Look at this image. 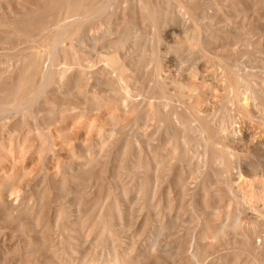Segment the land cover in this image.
<instances>
[{
  "label": "rangeland",
  "instance_id": "obj_1",
  "mask_svg": "<svg viewBox=\"0 0 264 264\" xmlns=\"http://www.w3.org/2000/svg\"><path fill=\"white\" fill-rule=\"evenodd\" d=\"M141 1L146 3V10L141 9L137 0H0V85L4 84L3 88H6L12 83L8 90L0 86V91L22 87L25 93L26 84L30 87H27L28 92L32 94L41 86L45 88L42 87L45 92L34 102L36 104L28 105L20 113L10 110L3 114L4 107L13 100L0 92V264H106V261L109 264L114 257L111 256L113 248L118 250L123 259L122 252H126L124 256L127 254L126 260L119 258V264H198L199 261L201 264H223L222 258L234 248L236 251L240 249L239 241L234 247L231 237L213 245L211 240L200 243L202 240L199 239H203L210 229L212 232V226L215 225V216L212 214L229 209L234 211V207L229 208L228 202L222 200L220 190L214 185L200 188V177L194 165L187 166L191 162V155L195 153L194 144L189 142L191 155L185 159V163H181L182 157H170L165 159L170 160V164L165 163L164 169L157 172L154 159L180 152L179 147L175 153L174 145L181 146L183 143L179 133L169 124L171 118L162 112L158 114L154 103L161 102L164 95L171 97L177 88L173 77L180 70L179 73L187 75L196 69L199 79L205 77L211 83L216 75L218 82L215 84L219 86L216 89L221 97L225 95V87L228 88L235 81V77L228 73L227 64L222 63L238 60L242 64V72L252 76L249 81L256 75L259 78L264 76V0ZM78 9L82 11L83 22L74 24L75 32L70 40L64 41V46L61 45L63 48L59 47L56 53L53 52L54 55H48L53 50V47L50 49L52 39L49 29L67 17L70 18L68 20L79 17L77 14L81 13H78ZM146 15L152 16V19ZM108 18H111L110 26ZM54 19L59 20L56 22ZM204 19L209 22H201ZM184 20H190V25ZM173 21L177 24L174 25ZM163 22L168 25L167 29L163 27ZM155 24H159V33L172 30L178 39H184L189 31L198 33L206 57L203 59L195 55L187 58L182 53V56H167L164 49H153L157 45L153 43L157 38ZM186 26H189L188 29ZM108 30L112 32L111 35H115L112 38L110 36V41ZM242 32L245 33L243 36ZM116 40H121L124 47L119 44L115 46L119 47L115 50L124 63L120 62L118 66L122 65L127 70L124 76L128 91L133 93V98L141 99H138L140 111L136 109L135 112L130 108L121 114L115 109L120 94L112 92L114 80L107 75L108 68L104 72V65L114 53L110 49L112 47L114 50L115 44L111 47L108 45ZM147 40L153 41L149 43ZM251 41L256 46L253 43L250 49ZM151 49L154 50L153 55ZM155 52L157 55V52L166 54L164 58L170 62L169 75L161 71L158 61L163 59L161 53L156 63L153 61ZM77 64L82 67H76ZM43 68H50L48 71L52 72L48 73L51 77L50 81L47 77V83H42L40 79ZM64 70L68 75H59ZM224 72L228 79L223 75ZM153 74L157 76L154 75L157 79L155 83H152ZM24 77L27 82L23 81L26 80ZM231 78L234 80L231 81ZM229 79L232 84L227 81ZM17 82L22 86H15ZM218 113L221 118L223 112ZM156 129H160L159 132ZM253 130L259 135V129ZM162 131L167 132L164 135ZM143 134L147 135V139H142ZM259 136L263 137V134ZM147 140L149 144H146ZM237 149L240 155L261 160L257 155L252 157L254 153L247 152L245 148ZM144 165L148 166L143 168ZM208 172L211 176L206 175L212 178L214 172L211 169ZM159 173L162 184L157 188L154 179ZM204 174L205 171L202 177ZM244 176L249 179L255 177L253 174ZM256 177L263 178L264 174L259 173ZM193 236H200V242L196 241L199 242V259L194 261L188 260L186 256ZM170 246L173 248L170 249ZM238 252L243 260H247V254Z\"/></svg>",
  "mask_w": 264,
  "mask_h": 264
},
{
  "label": "bare ground",
  "instance_id": "obj_2",
  "mask_svg": "<svg viewBox=\"0 0 264 264\" xmlns=\"http://www.w3.org/2000/svg\"><path fill=\"white\" fill-rule=\"evenodd\" d=\"M139 2V5L141 6V9H145V4L143 1L141 0H137ZM147 0H145L146 2ZM151 1V0H150ZM149 1V2H150ZM74 2V1H73ZM78 2V1H77ZM82 3V2H81ZM211 3V2H210ZM83 4V3H82ZM90 4V3H89ZM48 5V4H47ZM68 5V4H67ZM70 5V4H69ZM85 5V4H84ZM83 5V7H84ZM103 5V4H102ZM76 7V5H74ZM112 6V4H111ZM116 6V5H115ZM139 6V7H140ZM216 6V5H215ZM46 7V4H45ZM48 7V6H47ZM95 7V6H94ZM106 7V6H105ZM108 7V11H109V6ZM138 7V8H139ZM71 8V7H70ZM85 8V7H84ZM111 8V7H110ZM113 8V6H112ZM179 8V7H178ZM184 8V7H183ZM45 9V8H43ZM48 9V8H47ZM46 9V10H47ZM72 9V8H71ZM87 9V7L85 8ZM94 9H97L96 7ZM158 9V8H157ZM81 10V9H80ZM162 10V9H161ZM79 11V9H78ZM77 11V12H78ZM87 11V10H86ZM91 11V10H90ZM82 12V11H81ZM80 11L78 13H81ZM84 12V11H83ZM93 12V10H92ZM141 12H143L141 10ZM140 12V13H141ZM147 12V11H146ZM148 12H150L148 10ZM185 12V10L183 11ZM187 12V11H186ZM36 13V12H35ZM89 13V12H88ZM110 13V12H109ZM153 13V12H152ZM151 13V14H152ZM155 13V12H154ZM153 13V14H154ZM30 14V13H29ZM76 14V13H74ZM87 14V13H86ZM91 14V13H90ZM118 14V13H117ZM148 14V13H147ZM150 14V13H149ZM152 14V15H153ZM156 14V13H155ZM161 14V13H160ZM159 14V15H160ZM185 14V13H184ZM48 15V14H47ZM79 17L77 18H71L72 20H68L70 18L67 17V19H64V21L60 20L61 22H58V20L55 21L58 23H55L54 21V25L51 28V30L49 29L48 34L51 36L52 39V46L50 49L53 50L48 55H50L51 53L55 52L58 50L57 48H63V43L65 40L69 39L73 34V26L74 24H76V22L81 23L83 22L82 20L84 19V17L81 15L77 14ZM84 15V14H83ZM99 15V14H98ZM67 16V15H66ZM85 16V15H84ZM148 16V18L152 16L146 15ZM156 16V15H155ZM188 16V15H187ZM70 17V16H69ZM87 17V16H86ZM92 17V16H91ZM95 17V16H94ZM110 17V16H109ZM142 17V16H141ZM145 17V16H143ZM158 17V14H157ZM165 17V16H164ZM90 18V17H89ZM96 18V17H95ZM187 18V17H186ZM200 18V17H199ZM207 18V17H206ZM205 18V19H206ZM52 19V18H51ZM111 18H108V25L110 22ZM183 19V18H182ZM203 20L201 22H205L207 23L208 20ZM91 20V19H90ZM97 20V19H96ZM150 20V19H149ZM157 20V19H156ZM155 20V21H156ZM167 20V19H166ZM86 21V20H85ZM147 21V20H145ZM154 21V20H153ZM152 21V22H153ZM168 21V20H167ZM178 21V18L177 20ZM176 21H173L174 25L177 24ZM157 22V21H156ZM166 23V21H164ZM163 22V23H164ZM170 22V21H169ZM172 22V21H171ZM184 22L186 24L191 23L190 20H184ZM183 22V23H184ZM196 22V21H195ZM200 22V21H199ZM197 22V23H199ZM209 22V21H208ZM89 23V22H87ZM96 23V22H95ZM106 23V22H105ZM155 22H153L154 24ZM163 25V27L165 26L166 29L168 28V25L165 24ZM168 23V22H167ZM245 23V22H244ZM37 24V23H36ZM53 24V23H52ZM86 24V23H85ZM90 24V23H89ZM113 25V23H111ZM152 24V25H153ZM169 24V23H168ZM179 24V21H178ZM204 24V23H203ZM212 24V23H211ZM23 25V24H22ZM40 25V24H39ZM77 25V24H76ZM75 25V26H76ZM81 25V24H80ZM93 25V23L91 24V26ZM159 25V24H158ZM158 25H154L155 27L157 26V28L154 27L155 29V38L154 40L157 42H153V43H157L156 46H153L157 48L158 51H162V49H164V51L166 52L167 56L169 54H186L187 58L189 56V58L197 55L200 58H203L204 56L206 57V55H204V51H202V48L204 47L202 44V39L200 40V38H198V33L194 34L193 32H188V34L185 36L184 39H178L176 36V33L174 31H163L161 33L158 32V30L160 28H158ZM167 25V26H166ZM190 25V24H188ZM52 26V25H51ZM90 26V25H89ZM88 26V27H89ZM96 26V25H95ZM110 26V25H109ZM171 26V25H170ZM209 26V25H208ZM245 26V25H244ZM243 26V27H244ZM98 27V26H97ZM160 27V26H159ZM187 27V26H186ZM189 27V26H188ZM187 27V29H188ZM226 27V26H225ZM79 28V27H78ZM92 28V27H91ZM110 28V27H109ZM112 28V27H111ZM248 28V27H247ZM28 29V27H27ZM98 29V28H97ZM102 29V28H101ZM200 29V28H199ZM47 30V29H44ZM76 30V27H75ZM84 30V29H83ZM86 30V29H85ZM91 30V29H90ZM118 30V29H117ZM233 30V29H232ZM48 31V30H47ZM46 31V32H47ZM93 31V28H92ZM114 31V29H113ZM161 31V29H160ZM198 31V30H197ZM237 31V30H236ZM250 31V30H249ZM258 31V30H257ZM263 31V30H262ZM85 32V31H84ZM98 32V31H97ZM116 32V30H115ZM77 33V32H76ZM86 33V32H85ZM112 33V32H111ZM110 31L108 30V40L110 41V36L112 38V36H115L114 34L111 35ZM114 33V32H113ZM117 33V32H116ZM115 33V34H116ZM125 33V32H124ZM152 33V32H151ZM150 33V34H151ZM243 33V32H242ZM253 33V32H252ZM80 34V33H79ZM118 34V33H117ZM131 34V33H130ZM200 34V33H199ZM220 34V33H219ZM239 34V33H238ZM245 33L242 34V36ZM47 35V33L45 34ZM89 35V34H86ZM122 35V34H121ZM135 35V34H134ZM152 36L154 35L153 33L151 34ZM197 35V36H196ZM225 35V34H224ZM48 36V35H47ZM81 36V35H79ZM83 36V34H82ZM125 35L123 34V37ZM215 36V35H214ZM75 37V36H74ZM122 37V36H121ZM248 37V36H247ZM50 38V37H49ZM87 38V37H86ZM151 38V37H149ZM148 38V39H149ZM202 38V37H201ZM227 38V37H226ZM233 38V37H232ZM231 38V39H232ZM235 38V36H234ZM91 39V38H90ZM120 39V38H119ZM123 39V38H122ZM121 39V40H122ZM127 39V38H126ZM254 39V38H253ZM70 40V39H69ZM74 40V39H73ZM92 40V39H91ZM114 40V39H111ZM121 40H116L112 41L109 43L108 46L111 47V45L114 47L121 45L120 41ZM125 39H123L124 41ZM228 40V39H227ZM252 40V39H251ZM260 40V39H259ZM51 42V40H49ZM48 41V42H49ZM87 41V40H86ZM128 41V40H126ZM148 41V40H147ZM151 41V40H150ZM150 41H148L149 43H151ZM241 41V40H240ZM258 41V40H257ZM68 42V41H67ZM80 42V41H79ZM114 42V43H113ZM152 43V45H153ZM254 42L251 41V46L249 45L250 49L253 48V44ZM215 44V43H214ZM255 44V43H254ZM63 45V46H61ZM151 45V48H152ZM247 45V44H246ZM259 45V44H258ZM50 46V45H49ZM66 46V45H65ZM77 46V45H76ZM81 46V45H80ZM90 46V45H89ZM122 46V45H121ZM147 46V45H146ZM256 46V44H255ZM123 47V46H122ZM121 47V49H122ZM243 47V46H242ZM248 47V48H249ZM77 48V47H76ZM79 48V46H78ZM117 47L114 48V50L111 47V51H114V53L117 52L118 55V51H116ZM124 48V47H123ZM241 48V47H240ZM258 48V47H257ZM49 49V48H48ZM48 49H45V51H47ZM68 49V48H67ZM109 49V47H108ZM116 49V50H115ZM120 49V50H121ZM39 50V49H37ZM41 50V48H40ZM78 50V49H77ZM81 50V49H79ZM86 49H84L83 51H85ZM152 50V49H151ZM150 50V51H151ZM245 50V49H244ZM82 51V50H81ZM87 51V50H86ZM110 51V52H111ZM122 51V50H121ZM153 52L151 53L153 55L154 50H152ZM44 52V51H42ZM109 52V53H110ZM164 52V53H165ZM256 52V51H255ZM33 53V52H31ZM35 53V52H34ZM47 53V52H46ZM78 53V52H77ZM112 58L108 57V63H105L104 67L106 71V68H108V74L109 76H112L113 78V82H114V86H112L111 90L113 93H115V91L120 94L119 99L117 100L116 104H115V109L117 111H119L121 114L126 113L130 110V108H132L135 112L137 111L136 109L139 110L140 107V100L133 98L132 94L129 93L128 91V83H126L125 81V76H124V72H126V68H123L122 65L118 66V64L121 62L123 63L121 60V57L114 55ZM158 55L161 52H157ZM241 53V52H240ZM40 54V53H39ZM58 54V53H57ZM161 53V55L163 56L160 61V59L158 60V55L155 54L156 56H153L152 60L156 63V58L157 60L160 62V68L161 71H166L167 75L170 74V62H168L167 60H165L164 55ZM181 54V56H182ZM246 54V53H245ZM252 54V53H250ZM47 55V54H46ZM54 55V53L52 54ZM51 55V56H52ZM82 55V54H81ZM161 55H159L161 57ZM228 55V54H227ZM241 55V54H240ZM42 56V55H41ZM45 56V54H44ZM89 56V55H87ZM50 57V56H49ZM84 57V56H83ZM114 57V58H113ZM236 57V55H235ZM33 58V57H32ZM31 58V61L33 60ZM120 58V59H118ZM186 58V57H185ZM186 58V59H187ZM249 58V57H248ZM259 58V57H258ZM50 58H48L49 60ZM123 59V58H122ZM125 59V58H124ZM204 59V58H203ZM225 59V58H224ZM224 59H222V62L224 61ZM233 59V58H232ZM238 59V58H237ZM80 60V59H79ZM199 60V59H198ZM221 60V58H220ZM228 60V59H227ZM225 60V61H227ZM230 60V59H229ZM246 60V59H245ZM249 60V59H248ZM264 60V59H263ZM22 61V60H21ZM28 61V60H27ZM151 61V60H150ZM152 61V62H153ZM187 61V60H186ZM209 61V60H208ZM19 62V60H18ZM107 62V61H106ZM153 62V63H154ZM199 62V61H198ZM17 63V62H16ZM27 63V62H26ZM26 63H24V65H26ZM32 63V62H31ZM81 63V61H80ZM174 63V62H173ZM244 63V62H243ZM88 64V63H87ZM91 64V63H90ZM124 64V63H123ZM223 64H227V70L228 73L230 72L231 75H233L232 77H235V81L233 78H231V81L233 82L230 83V79L227 80L230 84L229 87H225L226 89V93L224 92V96H220L219 90H217V86L215 83L218 82V80L216 79L217 76L215 75L213 77V75L211 76L214 78V80H212V83L209 82L210 79L208 80L207 78H198V70H191L187 75H182L181 73H179L180 71H178V73H176V77H173V82L177 85V88L174 90V92L172 93L171 97H167V96H163L162 101L159 103H154V105L157 106V113L159 114L160 112L167 114L168 118H171V122H169V124H172V128L177 131L179 133V135L181 136V141H182V145L178 146L177 144L174 145V151L175 153L177 152V149L179 148L180 152H177L176 154H167V157L164 156L161 159L159 158H155L154 159V165L157 169V172H161V169L164 167V164L167 162H169L170 160L165 161V159L168 158H172L175 159L177 156L178 157H182L183 161L181 163H185V159H187L188 157L190 158V148H189V142L192 143V145L194 144V151L195 153L191 155V162L189 159V163H187V166L190 167V165H194L195 170L197 172V176H199V185L200 188H204V186L207 185H214V187H217L220 191V195L222 197L223 201L228 202L229 208L230 207H234V211L232 210H223V212L221 211V213H213L212 216H215V225L212 226V232L211 229L209 232H203L204 237L203 239L200 238L199 241L198 238L200 237H194V239L192 240V243L190 244V248L189 250L186 252V256L188 257V260L191 259L192 261L199 259L198 258V251L197 248L199 249V245H197L199 242L202 243L205 240H211L210 242L213 244H216L215 242H223L224 240L226 241V239H228V237L232 240H234V247H236V242H238L239 248L237 249L238 251H241L245 254H247V260H243L242 255L235 250H234L228 255L225 256L224 258L221 259V263L223 264H264V177H256L258 176V174H264V76H261L260 78L258 77V75H256L258 77V80L253 77V80L249 81V79H252V76H249L248 73H244L241 70L242 64L239 63L238 60L235 59V61L230 60L229 62H225L222 63ZM250 64V63H249ZM23 65V64H22ZM31 65V64H30ZM37 65V64H36ZM92 65V64H91ZM158 65V64H157ZM208 65V64H207ZM218 65V64H217ZM244 65V64H243ZM17 66L19 67L18 63ZM29 66V64L27 65ZM47 66V65H46ZM44 66V67H46ZM195 66V64H194ZM25 67V66H24ZM53 67V66H51ZM50 67V68H51ZM78 67V64L77 66ZM79 67H82L81 65ZM78 67V68H79ZM85 67V66H84ZM88 67V65H87ZM93 67V66H92ZM125 67V66H124ZM157 67V66H156ZM176 67V66H175ZM178 67V66H177ZM196 67V66H195ZM218 67H221V65H219ZM20 68V67H19ZM38 68V67H37ZM42 68V67H41ZM49 68V69H50ZM159 68V70H160ZM180 68V67H179ZM193 68V67H192ZM213 68V67H212ZM251 68V67H250ZM262 68V67H261ZM17 69V68H16ZM25 69V68H23ZM27 69V68H26ZM25 69V70H26ZM49 69L47 68H43L42 71H40L41 69H39L38 71L41 72V82L43 83V81L45 83H47V77L49 76L48 73H50V71H48ZM83 69V68H82ZM93 69H96L93 67ZM177 69V68H176ZM203 69V68H202ZM223 69V68H222ZM11 70V69H9ZM18 70V69H17ZM53 70V69H52ZM51 70V71H52ZM85 70V69H84ZM92 70V69H90ZM89 70V71H90ZM126 70V71H125ZM226 70V69H225ZM15 71V70H14ZM79 71V70H77ZM94 71V70H93ZM156 70H154L155 72ZM186 71V70H185ZM209 71V70H208ZM246 71V70H245ZM257 71V70H256ZM263 71V70H262ZM18 72V71H16ZM27 72V71H26ZM57 72V71H56ZM59 72V71H58ZM61 72V71H60ZM59 72V75H65L66 71L64 70L61 74ZM67 72H70L67 71ZM81 72V70H80ZM88 72V69L87 71ZM92 71H90L91 73ZM100 72V71H99ZM103 72V71H102ZM254 72V71H253ZM12 73V72H11ZM11 73L9 75H11ZM23 73V72H22ZM28 73V72H27ZM39 73V72H37ZM52 73V72H51ZM50 73V74H51ZM55 73V72H54ZM72 73V72H71ZM70 73V74H71ZM101 73V72H100ZM99 73V75H100ZM157 73V72H156ZM183 73V72H182ZM218 73V72H217ZM19 74V73H18ZM56 74V73H55ZM58 74V73H57ZM89 74V73H88ZM105 74V73H104ZM126 74V73H125ZM221 74V73H220ZM253 74V73H252ZM26 75V74H25ZM32 75V74H31ZM68 75V74H66ZM65 75V76H66ZM90 75V74H89ZM97 75V74H96ZM103 75V73L101 74ZM156 76V74H153ZM206 75V74H205ZM204 75V76H205ZM225 75V72L224 74ZM222 75V76H223ZM15 78V75H12ZM11 76L12 79H14ZM18 75H16L17 77ZM24 76V75H23ZM54 76V75H53ZM91 76V75H90ZM106 76V75H105ZM127 76V75H126ZM221 76V77H222ZM254 76V74H253ZM27 78V76H25ZM24 77V79H26ZM50 77L49 76V81H50ZM58 77V76H57ZM157 77V76H156ZM160 76H158L159 79ZM208 77V76H207ZM219 77V76H218ZM225 77L228 79L227 74L225 75ZM231 76H229L230 78ZM249 77V78H248ZM10 78V77H8ZM56 78V77H54ZM60 78V77H59ZM58 78V79H59ZM92 78V77H91ZM162 78V77H161ZM255 78V79H254ZM17 79V78H16ZM20 79V78H19ZM52 79V78H51ZM57 79V78H56ZM63 79V78H62ZM90 80V78H88ZM104 79V78H103ZM109 79V78H108ZM128 79V78H127ZM126 79V80H127ZM169 79V76H168ZM220 79V78H219ZM60 80V79H59ZM58 80V81H59ZM157 79H153V81ZM160 80V79H159ZM223 80V79H222ZM12 81V80H11ZM27 82L26 80H23ZM53 81V80H51ZM57 81V82H58ZM214 81V82H213ZM217 81V82H216ZM221 81V80H220ZM225 81V80H224ZM7 82V81H6ZM5 82V84H6ZM56 82V81H55ZM60 82V81H59ZM104 82V81H103ZM159 82V81H158ZM235 82V83H234ZM14 83V82H13ZM22 83V82H21ZM33 83V82H32ZM53 83V82H52ZM63 82L60 83V85ZM152 83H155L152 82ZM157 83V82H156ZM161 84H163L160 81ZM222 83V81L220 82ZM10 84V83H9ZM12 84V83H11ZM10 84V86H11ZM31 84V83H30ZM29 84V85H30ZM35 84V83H34ZM49 84V83H48ZM160 84V85H161ZM219 84V83H218ZM226 84V83H225ZM224 84V85H225ZM19 85L22 86V84H15V86ZM32 85V84H31ZM39 85V84H38ZM59 85V86H60ZM158 85V84H157ZM2 88L4 86L0 85ZM8 86V85H7ZM10 86L9 89H10ZM27 87L28 84H26ZM33 86V85H32ZM47 86V85H46ZM49 86V85H48ZM159 86V85H158ZM226 86V85H225ZM8 87L7 90H8ZM25 87V84L24 86ZM26 88L27 92H23V88L21 87L20 89H22V91L20 89H12L9 91H0L3 92V94L8 97V99L10 98L11 100H13V102L11 101V103L9 102V106L4 107L6 109L2 110L3 114L4 112L7 114L8 112H10V110H16L20 112H22L25 107L27 108L28 105L30 104H36L34 103L36 100L40 99L41 94H43L42 91L44 88V86H41L40 89H38L37 91L33 92H28ZM39 87V86H38ZM37 87V88H38ZM43 87V89H42ZM57 87V86H56ZM109 87V86H108ZM157 87V86H155ZM219 87V86H218ZM5 87L3 89H6ZM30 88V87H29ZM161 88L162 85H161ZM47 89V88H46ZM160 89V88H159ZM219 89V88H218ZM33 90V89H32ZM31 90V91H32ZM155 90V89H153ZM157 90V88H156ZM222 90V89H220ZM60 91V90H59ZM150 91V90H149ZM224 91V90H223ZM153 92V91H151ZM221 92V91H220ZM32 95H29V94ZM112 93V94H113ZM155 93V91H154ZM163 93V92H162ZM219 93V95H218ZM111 94V93H110ZM118 94L117 98H118ZM137 95V94H136ZM153 95V94H151ZM167 95V94H166ZM222 95V94H221ZM153 97V96H152ZM110 98V97H109ZM116 98V97H115ZM6 99V98H4ZM7 100V99H6ZM152 100V99H151ZM9 101V100H8ZM114 101V100H112ZM149 101V100H148ZM154 101V100H153ZM152 101V102H153ZM2 102V100H1ZM143 102V101H142ZM39 103V102H38ZM1 104V103H0ZM32 104V105H33ZM143 104V103H142ZM150 104V102H149ZM2 105V104H1ZM113 105V103L111 104ZM4 106V105H3ZM31 106V105H30ZM34 106V105H33ZM152 106V105H151ZM143 107V106H142ZM141 107V108H142ZM30 108V107H29ZM153 108V107H152ZM3 109V108H2ZM23 109V110H22ZM154 109V108H153ZM22 110V111H21ZM27 110V109H26ZM1 111V112H2ZM114 111V110H113ZM140 111V110H139ZM143 111V108L141 110V112ZM222 111L223 114L221 116V118H219L221 114H219L218 112ZM153 112H155L153 110ZM144 113H147L144 111ZM143 113V114H144ZM152 113V111L150 112ZM218 113V114H217ZM154 114H152V116L154 117ZM161 114V113H160ZM147 115V119H148ZM151 116V115H150ZM166 116V117H167ZM8 117V116H7ZM118 117V116H117ZM165 117V116H164ZM155 118V117H154ZM155 120V119H154ZM158 120V118H157ZM161 120V118H160ZM165 119H163L164 121ZM167 120V118H166ZM151 122V121H150ZM165 123V122H164ZM166 124V123H165ZM154 125V124H153ZM152 125V126H153ZM158 125V124H157ZM162 125V124H161ZM159 125L161 128H163V126ZM145 127V126H143ZM259 129L260 131L258 132L259 135L263 134L262 136H259L258 134H256L254 132L253 129ZM136 129V128H135ZM157 130V129H156ZM160 129H158L157 131L159 132ZM172 131V130H171ZM173 131V132H175ZM157 132V134L159 135V133ZM164 132V131H162ZM167 132V131H165ZM164 132V135H165ZM172 132V133H173ZM173 135V134H172ZM143 138L142 139H147V135L143 134L142 135ZM146 136V137H145ZM175 136V135H174ZM162 137V136H161ZM137 138V137H136ZM164 138V137H163ZM135 139V138H134ZM173 142V139H171ZM176 140V138H175ZM174 140V142L176 143V141ZM180 141V140H179ZM178 141V142H179ZM149 142V140L146 141V144ZM152 142V141H151ZM173 142V143H174ZM137 143V142H136ZM138 146V145H137ZM146 146V145H145ZM154 146V145H152ZM161 147V145H159ZM150 147V145H149ZM242 147L245 148V150L247 152H253L254 156L252 155V157H255V155H257L258 159H261L260 161L254 160L252 158H250V156H246V155H240L236 152V149ZM153 148V147H152ZM157 150V147H154ZM162 148V147H161ZM190 149V150H189ZM143 150V149H141ZM238 150V149H237ZM139 151V150H137ZM152 151V150H151ZM170 151V150H169ZM155 152V151H154ZM153 152V153H154ZM141 153V151H140ZM156 153V152H155ZM154 153V155H155ZM179 153V154H178ZM145 154V153H144ZM164 154V153H163ZM148 156V154H146ZM153 155V156H154ZM249 155V154H248ZM139 156V155H138ZM176 156V157H175ZM156 157V155H155ZM178 159V158H177ZM193 160V161H192ZM149 161V160H148ZM176 161V160H174ZM188 161V160H187ZM147 162V161H146ZM171 162V161H170ZM169 162V164H170ZM180 163L181 167L182 164ZM172 164V163H171ZM146 165L143 166V168H145ZM148 166V165H147ZM146 166V167H147ZM147 169V168H146ZM150 169V166H149ZM164 169V168H163ZM210 170L213 173L212 178H210V174L209 172H207V170ZM142 170V169H141ZM202 177V174L204 173ZM254 172V173H253ZM165 173V172H164ZM160 174V173H159ZM157 175L156 178L154 179V183L155 186L157 188H159V186L162 184L161 180H162V176ZM169 174V173H168ZM209 174V175H206ZM250 174L255 175V177H253L252 179L246 178L244 175L250 176ZM195 176V177H197ZM205 176V177H204ZM206 176H209L208 179ZM263 176V175H262ZM164 178V177H163ZM197 178H195L196 180ZM213 187V186H212ZM194 193V192H193ZM216 194V193H215ZM190 195V194H189ZM188 195V196H189ZM214 195V194H213ZM218 205V204H217ZM232 207V209H233ZM206 210V209H204ZM216 210V209H215ZM199 212V211H198ZM200 214V213H199ZM160 215V214H159ZM203 215V214H202ZM201 215V217H202ZM210 218V217H209ZM222 218H224L225 220H222ZM230 220H232L231 223H229ZM159 222V221H158ZM197 223V222H196ZM208 225V224H207ZM209 228V226H208ZM207 228V229H208ZM87 229V228H86ZM195 229V228H194ZM205 230V229H204ZM208 231V230H207ZM81 234L83 232H80ZM80 234V235H81ZM90 234V233H88ZM195 233H193L194 235ZM157 235V234H156ZM198 235V234H197ZM90 237V235H88ZM191 236V235H190ZM83 238V236H82ZM165 238V237H164ZM199 241L198 243H196V241ZM115 247V246H114ZM228 247V246H227ZM167 248L168 245H167ZM173 247L170 246V249H172ZM111 249V248H110ZM112 253L111 256L113 255L114 257H112V261L109 264H119V261L121 260H126V256H124L126 253L123 249L124 252H122V256L125 257V259H123L121 257V255H119L120 253L118 252V250L116 248L111 249ZM120 251V250H119ZM122 251V248H121ZM172 251V250H171ZM169 252V251H168ZM218 252V251H217ZM229 252V251H228ZM130 254V253H129ZM177 254V253H176ZM185 256V257H186ZM121 257V260L119 259ZM179 257V256H178ZM194 259V260H193ZM190 260V262H191ZM81 261V260H80ZM90 261V260H89ZM245 261V262H243ZM108 264V261H106ZM198 262V261H197ZM200 262V261H199ZM198 264H201L199 263ZM205 262V261H204ZM210 263V262H209ZM208 263V264H209ZM104 264V263H103ZM196 264V263H195Z\"/></svg>",
  "mask_w": 264,
  "mask_h": 264
}]
</instances>
